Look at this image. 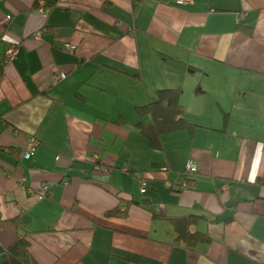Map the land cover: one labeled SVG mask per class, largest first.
I'll return each instance as SVG.
<instances>
[{"label": "crops", "instance_id": "1", "mask_svg": "<svg viewBox=\"0 0 264 264\" xmlns=\"http://www.w3.org/2000/svg\"><path fill=\"white\" fill-rule=\"evenodd\" d=\"M167 88L196 128L156 149ZM262 175L264 0H0V264L26 232L37 264H264Z\"/></svg>", "mask_w": 264, "mask_h": 264}, {"label": "trees", "instance_id": "2", "mask_svg": "<svg viewBox=\"0 0 264 264\" xmlns=\"http://www.w3.org/2000/svg\"><path fill=\"white\" fill-rule=\"evenodd\" d=\"M141 0H139V4ZM181 88H167L158 92V99L136 108L141 116H150V121L139 122L140 133L146 136L153 148L162 149V135L180 130L192 131L196 124L190 122L185 115V106L181 102ZM256 183L264 186V175L256 179ZM125 211L114 209L109 214L125 215ZM171 223L176 232L175 244H184L187 248L195 249L198 245L210 243L212 237L208 232L194 230L193 227L206 219L200 214L183 216H161ZM20 226L19 220H15ZM29 233L20 235L4 252L1 264H37L30 251Z\"/></svg>", "mask_w": 264, "mask_h": 264}, {"label": "built area", "instance_id": "3", "mask_svg": "<svg viewBox=\"0 0 264 264\" xmlns=\"http://www.w3.org/2000/svg\"><path fill=\"white\" fill-rule=\"evenodd\" d=\"M180 1H182V0H180ZM134 2L135 3H138L139 0H134ZM41 34H42V32H37L36 33V36L37 37H40ZM65 48L67 50L74 51L76 49V46H75V44L68 43V44L65 45ZM6 54L10 58H12V57H14L16 55V44L15 43H11V44L8 45L7 50H6ZM29 142H30V145H29L27 151L24 154L26 158H30L31 157V149H32V146L36 143L35 142V139L33 137L30 138V141ZM163 170H167V167H164ZM185 171L186 172H189V173H196L198 171V165H197V163L194 162L193 160H190L186 164ZM145 185H146V182L143 179L142 180V187L144 188ZM166 185L169 186V187H172V183L169 180L166 181ZM180 188H183V189L187 188V184L184 183ZM48 190H49V185L48 184H43L42 191L45 193Z\"/></svg>", "mask_w": 264, "mask_h": 264}]
</instances>
